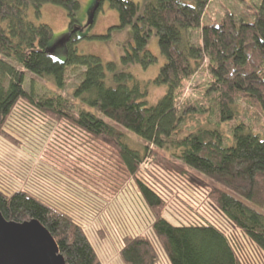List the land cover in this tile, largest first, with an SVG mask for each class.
<instances>
[{"label":"trees","instance_id":"16d2710c","mask_svg":"<svg viewBox=\"0 0 264 264\" xmlns=\"http://www.w3.org/2000/svg\"><path fill=\"white\" fill-rule=\"evenodd\" d=\"M103 1L118 15L113 28H131L121 67L156 63L147 43L157 37L165 62L152 83L165 93L152 106L129 72L76 51L79 40L96 38L88 32ZM237 1L250 19L232 12L204 19L210 0H92L82 31L78 0H0V141L21 152L0 157L2 217L37 221L64 264H104L93 234L114 236L122 264H159L161 257L169 264H264V134L253 130L264 123V0ZM45 4L67 12L62 42L30 19ZM74 68L83 72L73 101L48 96L34 104L29 132L15 127L14 111L33 104L25 74L49 78L60 91ZM199 74L208 80L198 108L180 97ZM239 104L261 118L253 125L239 119ZM198 112L214 127L178 136L179 124ZM129 133L142 150L128 145ZM129 185L151 216L144 232L116 225L111 215L105 224Z\"/></svg>","mask_w":264,"mask_h":264},{"label":"rangeland","instance_id":"374dc122","mask_svg":"<svg viewBox=\"0 0 264 264\" xmlns=\"http://www.w3.org/2000/svg\"><path fill=\"white\" fill-rule=\"evenodd\" d=\"M142 5L143 0H129ZM250 2L251 0H247ZM92 0H78L79 9L77 16L83 19V24L88 21V8ZM225 12H232L240 16L242 13H246L248 19L249 12L245 7L238 4L237 0H210L206 12L203 15L204 19H208V16H212L214 19L220 20L222 14ZM30 19L36 23H42L51 29L53 33L52 41L60 39L63 35L67 34L68 18L67 12L63 8L53 5L45 4L41 7L40 17L38 20L34 19L30 15ZM209 20V19H208ZM264 24V15L262 16ZM212 23V22H211ZM118 25L117 13L109 8L107 1H103L100 10L95 15L92 26L89 30V35L96 38L81 39L76 43V51L79 54H87L98 57L104 64L107 62H114L119 66V69L129 72L141 85L147 89L146 103L148 106H152L165 93L164 86H156L152 82L156 78L159 68L165 62L164 58L160 55L157 45V37L153 33L151 34L148 43L147 50L156 58V63L148 68H142L140 65H129L127 67H121L120 57L126 52H129L132 47L131 40V28L130 26L124 28H113ZM199 28V23H198ZM195 42L197 40H194ZM63 60V58H58ZM83 69L74 68L68 71V77L62 90H56L53 83L49 78H39L30 73L25 74V82L23 84L24 90L29 94L33 104H23L14 111V125L21 130H31V122L36 117V111L34 104L51 96L53 94H59L62 98L73 101L72 92L81 80V74ZM207 77L204 75H197L191 82H189L180 97L181 102L188 101L190 105L198 107L203 105L202 90L206 87ZM206 107V106H205ZM239 119L245 117L246 122L250 125L254 124V120L261 118L260 114L256 117L250 118V114L253 110H246V107L240 105L236 108ZM209 114L206 112L193 113L188 116L183 122L179 124L180 131L178 136H185L188 133L195 131L199 127H214L213 121L209 118ZM244 115V116H243ZM259 117V118H258ZM259 124V123H257ZM264 123H261L260 127H255L254 134H264L262 127ZM218 130L223 136H228V126L221 125ZM127 143L130 147L142 150L144 143L139 138L131 133L128 134ZM264 136V135H263ZM167 156H171L170 151H165ZM21 154L19 150H14L6 142L0 141V157H7L8 155ZM108 219L105 224H112L110 215L114 216L116 225L120 227H128L134 231H145L146 225L151 221L146 207L140 201L136 193H134L133 185H129L125 193H123L118 201L113 202L109 206ZM165 219L172 220L168 213L165 214ZM98 226V225H97ZM96 227V226H95ZM94 243L99 253V257L104 264H122L117 251V241L114 242V236L108 238H96L92 235ZM159 264H169L167 259L161 257Z\"/></svg>","mask_w":264,"mask_h":264},{"label":"water","instance_id":"95a60500","mask_svg":"<svg viewBox=\"0 0 264 264\" xmlns=\"http://www.w3.org/2000/svg\"><path fill=\"white\" fill-rule=\"evenodd\" d=\"M89 20L88 17L86 24ZM0 264H64V261L50 233L37 221L17 223L0 214Z\"/></svg>","mask_w":264,"mask_h":264},{"label":"flooded vegetation","instance_id":"af4514ba","mask_svg":"<svg viewBox=\"0 0 264 264\" xmlns=\"http://www.w3.org/2000/svg\"><path fill=\"white\" fill-rule=\"evenodd\" d=\"M81 26H82V28H81L82 31L85 30L86 24H83V25H81Z\"/></svg>","mask_w":264,"mask_h":264}]
</instances>
